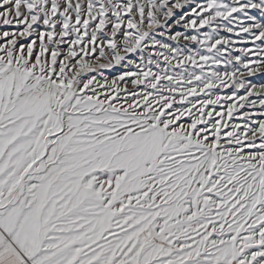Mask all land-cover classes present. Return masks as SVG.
<instances>
[{"label":"snow or ice","instance_id":"6c2138e0","mask_svg":"<svg viewBox=\"0 0 264 264\" xmlns=\"http://www.w3.org/2000/svg\"><path fill=\"white\" fill-rule=\"evenodd\" d=\"M0 264H264V0H0Z\"/></svg>","mask_w":264,"mask_h":264}]
</instances>
